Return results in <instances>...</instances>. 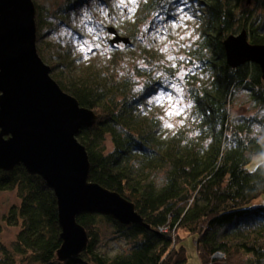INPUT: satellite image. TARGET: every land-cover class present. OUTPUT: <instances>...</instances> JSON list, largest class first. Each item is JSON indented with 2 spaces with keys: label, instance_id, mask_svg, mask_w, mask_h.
<instances>
[{
  "label": "trees",
  "instance_id": "1",
  "mask_svg": "<svg viewBox=\"0 0 264 264\" xmlns=\"http://www.w3.org/2000/svg\"><path fill=\"white\" fill-rule=\"evenodd\" d=\"M33 1L39 40L47 22ZM178 1L143 0L119 31L133 39L140 24L169 15ZM187 1L197 18L195 39L185 52L191 107L186 125L173 132L166 131L161 113L147 102L151 93L165 88L164 80L147 71L139 87L127 77L105 73L93 61L73 64L65 55L59 56L60 63L49 62L61 88L98 116L76 135L88 154L89 180L133 202L146 226L81 213L76 220L87 232V245L77 257L61 262L52 188L22 165L0 169V190L15 191L18 199L2 216L18 230L11 247L0 237V264H186L183 231L196 236L203 264H227L236 254L243 257L238 264H264V144L252 133L250 119L231 112L239 91L264 103V78L254 62L228 65L223 46L227 36L243 29L249 42L264 45V0ZM37 50L42 57L41 47ZM61 64L70 73L64 81L53 71ZM167 71L173 75L172 68ZM159 172L158 183L154 176ZM101 219L110 223L114 239L127 245L113 255L98 249ZM216 251L222 258L212 256Z\"/></svg>",
  "mask_w": 264,
  "mask_h": 264
},
{
  "label": "water",
  "instance_id": "2",
  "mask_svg": "<svg viewBox=\"0 0 264 264\" xmlns=\"http://www.w3.org/2000/svg\"><path fill=\"white\" fill-rule=\"evenodd\" d=\"M35 15L33 0H0V169L22 165L52 188L61 229L57 257L64 262L87 245V232L76 220L81 213L146 224L133 202L89 180L88 154L76 135L98 116L51 76L37 50ZM108 32L111 43L130 42L113 27ZM223 46L228 65L254 62L264 78V45L249 42L244 29L227 36Z\"/></svg>",
  "mask_w": 264,
  "mask_h": 264
},
{
  "label": "rangeland",
  "instance_id": "3",
  "mask_svg": "<svg viewBox=\"0 0 264 264\" xmlns=\"http://www.w3.org/2000/svg\"><path fill=\"white\" fill-rule=\"evenodd\" d=\"M35 1L42 7L47 22L41 30V38L36 41L37 48L41 47V58L45 63H60L59 56L63 58L65 55H68L66 60L72 61L73 64L93 61L101 66L105 73H111L119 80L127 77L139 87L143 84V73L148 71L153 79H162L166 83L165 88H159L147 97L151 108L161 113L166 131L173 132L186 125L189 113L187 105L190 101L184 82L189 70L185 52L195 39L197 25L193 7L187 0H179L169 15L150 17L144 24H140L139 32L130 42L120 41L115 44L110 42L114 35L108 32V28L113 27L119 35L124 36L119 31L121 23L131 21L143 0H123V3L121 0H75L70 3L67 0ZM170 68L172 76L167 71ZM53 71L59 72V78L63 81L70 76L62 64ZM174 84L182 89V93H176L172 87ZM164 93L180 97L185 111L176 115L167 99L158 100L157 97ZM168 112L173 114L169 116ZM231 112L237 117L250 119L252 133L264 144V103L252 100L247 91H239L231 103ZM166 122L171 123L173 127H165ZM162 175V172L157 173L154 180L161 182ZM15 202H18L15 191L0 190V237L9 247L14 243L18 227L4 223L2 216ZM101 220L103 228L98 249L109 255L124 249L126 243L121 239H114L110 223ZM181 236V244L185 247L187 255L186 264H203L195 245L196 236L185 231ZM242 259V255L236 254L227 264H238Z\"/></svg>",
  "mask_w": 264,
  "mask_h": 264
},
{
  "label": "snow or ice",
  "instance_id": "4",
  "mask_svg": "<svg viewBox=\"0 0 264 264\" xmlns=\"http://www.w3.org/2000/svg\"><path fill=\"white\" fill-rule=\"evenodd\" d=\"M121 3H123V0H121ZM169 59H173V57H169ZM181 59H183L181 57ZM172 87L175 89L176 93H182V89L178 87L177 85H172ZM158 100H164L167 99L170 102V106L175 110L176 115H180L185 111V106L182 104V99L180 97H174L172 93H164L157 97ZM187 107H191V104H188ZM173 113L168 112L167 115L171 116ZM165 127L172 128L173 125L171 123H165Z\"/></svg>",
  "mask_w": 264,
  "mask_h": 264
},
{
  "label": "built area",
  "instance_id": "5",
  "mask_svg": "<svg viewBox=\"0 0 264 264\" xmlns=\"http://www.w3.org/2000/svg\"><path fill=\"white\" fill-rule=\"evenodd\" d=\"M160 230H163L162 227H159ZM215 258H222L223 254L220 251H216L213 255ZM206 264H212L211 262H207Z\"/></svg>",
  "mask_w": 264,
  "mask_h": 264
}]
</instances>
